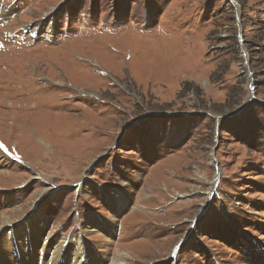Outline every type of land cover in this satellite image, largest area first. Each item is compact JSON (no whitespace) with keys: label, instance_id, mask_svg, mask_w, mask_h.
<instances>
[{"label":"rangeland","instance_id":"obj_1","mask_svg":"<svg viewBox=\"0 0 264 264\" xmlns=\"http://www.w3.org/2000/svg\"><path fill=\"white\" fill-rule=\"evenodd\" d=\"M11 228L28 264H264V0H0L13 264Z\"/></svg>","mask_w":264,"mask_h":264},{"label":"bare ground","instance_id":"obj_2","mask_svg":"<svg viewBox=\"0 0 264 264\" xmlns=\"http://www.w3.org/2000/svg\"><path fill=\"white\" fill-rule=\"evenodd\" d=\"M3 219H4V221H3L4 225L7 224V223L12 222L11 216H10V214L8 215L7 212H5L3 214ZM11 229H13V230H11L10 232H8V234H6L5 239H7V243L6 244H7V247H9L8 249L14 247V251L12 252V253L15 254V258L13 259V264H28L25 261L24 256L23 257L21 256L18 248L16 247L17 243L11 242L10 238H8V236L10 234H12V237H17L19 235V233H17V234L15 233V229L14 228H11ZM20 236L22 237L23 235H20ZM5 239H2V240H5ZM31 239H32L31 237L26 236L25 240H24V250H23V252L26 253V257L32 256V252H33V248H34L33 245H36V241H34V240L31 241ZM48 240L44 241L42 243V245H41V250H42L41 252L44 253V255L41 258V263L43 262L45 264H62L63 263L62 259H66V261H67V256L65 255V252H69L70 255H71L70 264H81L82 262L84 263V261H85L84 259L87 256L86 251L84 250V242H85V240L76 241L77 242L76 247H73V248H67V247L64 246L65 244L60 246L61 248H58L56 244L54 245V243H52L51 241H48ZM16 241H18V239H16ZM61 242L57 243L58 246H59V244ZM77 245H79V246H77ZM43 250H46V251L50 250L51 254L50 255H48V254L46 255V253ZM8 253H9L10 257L13 256V254L11 252H8ZM27 260H28L29 263L32 262L31 258H27ZM3 261H4V263L2 261H0V264H12L11 259L8 260V263L5 262L7 260H3ZM91 264H94V262L92 261ZM112 264H128V263L122 262V258H116V259H114Z\"/></svg>","mask_w":264,"mask_h":264}]
</instances>
